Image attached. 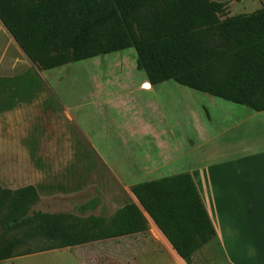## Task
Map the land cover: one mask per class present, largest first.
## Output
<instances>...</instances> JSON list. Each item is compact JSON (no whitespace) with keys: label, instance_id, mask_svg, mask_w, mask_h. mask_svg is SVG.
Here are the masks:
<instances>
[{"label":"trees","instance_id":"trees-1","mask_svg":"<svg viewBox=\"0 0 264 264\" xmlns=\"http://www.w3.org/2000/svg\"><path fill=\"white\" fill-rule=\"evenodd\" d=\"M225 12L220 0H0V23L35 67L3 80L38 83L39 70L133 47L151 84L173 79L264 110V3L249 13ZM4 102L0 111L15 104L12 97ZM129 191L136 201L110 217H78L32 209L33 184L0 185V260L140 232L148 218L187 264L215 237L188 172Z\"/></svg>","mask_w":264,"mask_h":264},{"label":"crops","instance_id":"crops-1","mask_svg":"<svg viewBox=\"0 0 264 264\" xmlns=\"http://www.w3.org/2000/svg\"><path fill=\"white\" fill-rule=\"evenodd\" d=\"M126 49L131 50L123 52ZM126 49L98 55L118 57L115 67L98 64V68L111 67L108 70L114 77L80 80V100L84 101L62 98L65 111L84 137L108 134V141L100 147L91 144L99 152H109V167L129 170L128 178L120 175L123 182L138 183L188 172L216 232L202 247L212 241L223 249L227 264H240L232 249L245 246L250 254L245 258L250 259L244 260L253 264L257 253L264 254V110L179 83L193 108L188 114L176 113L174 105L178 107L179 100L175 101L174 94L170 101L163 96L174 91L176 85L167 82L173 79L151 84L136 66L134 48ZM96 97L99 100L94 101ZM167 102L173 106H166ZM88 108L93 109L87 113L92 117L88 118L89 126L83 122L82 127V114ZM103 117L108 120L101 132L98 119ZM94 122H98L99 132ZM116 210H110L106 217ZM77 247L80 254H75ZM57 250L69 251L80 264H187L152 220L140 232L15 255L0 260V264H38L42 258L52 256L63 261L66 256L53 254Z\"/></svg>","mask_w":264,"mask_h":264},{"label":"rangeland","instance_id":"rangeland-1","mask_svg":"<svg viewBox=\"0 0 264 264\" xmlns=\"http://www.w3.org/2000/svg\"><path fill=\"white\" fill-rule=\"evenodd\" d=\"M220 1L226 3V16L252 12L264 3V0ZM2 28L0 23V91L4 93L0 94V101L7 102L12 97L15 104L0 111V185L14 189L33 184L38 192V200L32 209L70 213L78 217L94 214L106 217L110 210L119 209L131 200L136 201L129 191V186L135 183L121 180L124 175L128 178L129 170L125 167H109V152H99L91 144L96 143L100 147L101 143L108 141V134L103 132L108 119H98L101 120L102 136L84 137L70 119L62 102V98L75 97L82 103L84 98L80 100V80L114 77L109 68L117 65L118 57L97 56L50 70H39L43 81L38 83L32 80L7 81L3 79L20 76L35 67ZM128 50L131 49L123 52ZM99 62L113 65L109 70L105 66L98 68ZM167 82H173L176 86L174 91L163 93L165 101L172 100L174 94L175 101L176 98L179 100L178 107L174 105L175 112L188 114L193 105L182 92L185 89L173 80ZM97 100L96 97L94 101ZM4 101L0 102V106L4 107ZM166 106L173 105L167 102ZM203 109L204 112L208 110L206 107ZM195 110H198V106H195ZM77 111L80 112V107ZM92 111L88 108L86 113L81 112L84 113L81 118L82 127H85L83 122L89 126L88 118L92 116L87 113ZM94 123L99 132L98 122ZM115 153L118 155V152ZM148 222H151L150 218L147 227ZM77 253L80 254L79 249ZM53 254L66 257L63 261L53 256L46 257L38 264H80L69 251L57 250ZM260 254H256L253 264H264ZM232 255L240 264H250L244 260L250 259L245 258L250 255L247 247L233 248ZM191 258L192 264H227L223 249L219 245L215 246L212 241L195 251ZM33 263L36 264V261Z\"/></svg>","mask_w":264,"mask_h":264}]
</instances>
